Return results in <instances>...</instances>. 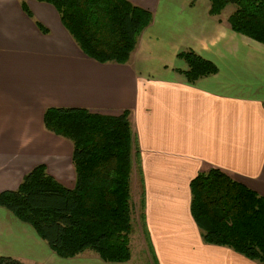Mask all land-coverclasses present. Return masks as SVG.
Returning a JSON list of instances; mask_svg holds the SVG:
<instances>
[{"label":"crops","instance_id":"obj_1","mask_svg":"<svg viewBox=\"0 0 264 264\" xmlns=\"http://www.w3.org/2000/svg\"><path fill=\"white\" fill-rule=\"evenodd\" d=\"M127 1L148 11L152 21L121 65L100 64L84 55L52 6L25 0L28 17L19 0H0V193L16 190L39 164L63 186H74L72 148L65 139L66 157L64 146L51 158L12 151L11 145H22L23 138L1 130L12 127L13 103L21 109L34 106L41 121L47 108L106 116L129 111L157 264H257L203 243L190 214L189 184L197 174L216 168L264 197V46L231 31L232 12L225 14L226 8L210 16L208 0ZM152 29L166 39L145 40L143 33ZM186 51L213 63L217 73L189 84L187 66L177 58ZM83 255L59 258L29 225L0 207V258L22 264H109L95 253Z\"/></svg>","mask_w":264,"mask_h":264},{"label":"trees","instance_id":"obj_2","mask_svg":"<svg viewBox=\"0 0 264 264\" xmlns=\"http://www.w3.org/2000/svg\"><path fill=\"white\" fill-rule=\"evenodd\" d=\"M19 0L22 10L31 17ZM52 6L81 52L100 64H126L152 15L127 0H35ZM210 16L228 6L231 31L264 46V0H208ZM40 32L47 31L36 23ZM186 81L215 75L216 66L193 51L181 52ZM129 111L119 116L79 108H47L43 129L71 144L74 186L51 177L43 164L25 174L14 191L0 193V207L29 225L56 256L72 259L86 251L105 263H126L132 233L133 159L142 186L140 157ZM190 214L203 243L224 247L264 264V197L219 169L195 176ZM141 206L144 210L143 199ZM140 221L147 232L145 215ZM0 264H22L0 258Z\"/></svg>","mask_w":264,"mask_h":264},{"label":"rangeland","instance_id":"obj_3","mask_svg":"<svg viewBox=\"0 0 264 264\" xmlns=\"http://www.w3.org/2000/svg\"><path fill=\"white\" fill-rule=\"evenodd\" d=\"M166 5L165 1L161 2L160 10L157 14V21L162 24L163 17L165 16L164 6ZM234 10V6L228 5L225 9V14H228ZM160 25H157L160 26ZM155 27V28H157ZM156 29H152L150 31H146L143 34L144 39L148 40L149 38H160L158 41H164L166 38L163 34H157ZM135 49V48H134ZM15 104H19L18 102L13 103V110L11 113V123L12 127L6 131L1 130V132H5L6 135L13 137H22L23 143L22 145H11L12 151L16 153V149L24 150L28 153L35 154L34 158H47V157H55L57 154L59 156V152H61L62 147H66L63 151L65 157L69 155L68 143L60 138L53 136L51 138V134L47 133L42 128V121L39 117V113L36 112L34 106L28 105L27 107L21 106V108H15ZM27 104V103H26ZM25 107V109H23ZM65 142V143H64ZM68 145H67V144ZM8 147V146H7ZM30 156V155H29ZM29 159V158H28ZM135 159H133V163ZM133 170V168H132ZM28 173V172H27ZM133 175V174H132ZM131 201H132V233L130 235L129 248L131 252V257L126 263H109V264H157V260L154 256V250L151 246V241L149 239L148 232H144V228L140 221V214H144V210L141 206V191L142 186L139 181V176L137 172V163L135 162V176H131ZM93 253L91 251L84 252L83 256H90ZM94 254V253H93Z\"/></svg>","mask_w":264,"mask_h":264}]
</instances>
